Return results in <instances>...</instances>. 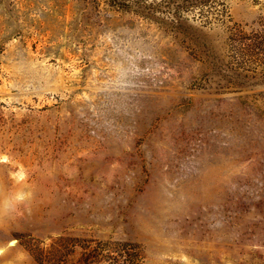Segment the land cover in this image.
Wrapping results in <instances>:
<instances>
[{
	"label": "rangeland",
	"instance_id": "rangeland-1",
	"mask_svg": "<svg viewBox=\"0 0 264 264\" xmlns=\"http://www.w3.org/2000/svg\"><path fill=\"white\" fill-rule=\"evenodd\" d=\"M0 264H264V0H0Z\"/></svg>",
	"mask_w": 264,
	"mask_h": 264
}]
</instances>
